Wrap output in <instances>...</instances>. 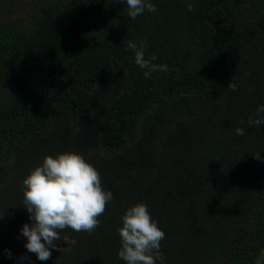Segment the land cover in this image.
<instances>
[{"label": "trees", "instance_id": "obj_1", "mask_svg": "<svg viewBox=\"0 0 264 264\" xmlns=\"http://www.w3.org/2000/svg\"><path fill=\"white\" fill-rule=\"evenodd\" d=\"M32 2L25 23L0 0V264H126L118 229L138 202L165 233L156 264H264V125L249 126L264 0H151L135 20L119 0ZM129 41L168 71L146 78ZM64 151L113 199L94 232L63 230L40 261L20 231L22 182Z\"/></svg>", "mask_w": 264, "mask_h": 264}, {"label": "clouds", "instance_id": "obj_2", "mask_svg": "<svg viewBox=\"0 0 264 264\" xmlns=\"http://www.w3.org/2000/svg\"><path fill=\"white\" fill-rule=\"evenodd\" d=\"M127 6V15L135 20L148 12H155L151 0H119ZM188 10L194 6L188 4ZM128 48L134 51L135 63L144 69V76L151 78L153 72H167V64H155V55L145 58L146 42L139 45L129 41ZM257 118L249 120V126L264 125V104L257 108ZM238 135L245 129L236 128ZM256 159H261L255 154ZM23 202L31 223H25L21 235L26 238L27 252L36 255L40 261L51 259L52 250L58 249L60 233L70 228L75 232L91 234L99 226V217L106 211L113 199L110 190L102 187L99 171L85 157L75 151H64L57 155H46L41 164L32 168L23 179ZM121 247L118 257L126 264H156L162 260L161 241L164 231L152 219L148 207L138 202L128 207L122 216V226L118 229ZM63 241L71 246L75 239L68 236ZM62 251L63 249H59ZM7 254L11 257L10 250ZM20 260L30 259L20 257Z\"/></svg>", "mask_w": 264, "mask_h": 264}, {"label": "rangeland", "instance_id": "obj_3", "mask_svg": "<svg viewBox=\"0 0 264 264\" xmlns=\"http://www.w3.org/2000/svg\"><path fill=\"white\" fill-rule=\"evenodd\" d=\"M7 2V8L9 9V12H12V15H10L13 19H20L24 20V22H27L28 15L27 10L28 7L33 3V0H3ZM32 2V3H31ZM31 3V4H30ZM7 10L5 11V13ZM1 19V18H0Z\"/></svg>", "mask_w": 264, "mask_h": 264}]
</instances>
